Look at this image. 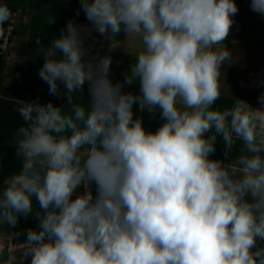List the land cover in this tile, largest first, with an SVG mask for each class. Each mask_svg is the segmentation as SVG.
Listing matches in <instances>:
<instances>
[{"label":"clouds","instance_id":"obj_1","mask_svg":"<svg viewBox=\"0 0 264 264\" xmlns=\"http://www.w3.org/2000/svg\"><path fill=\"white\" fill-rule=\"evenodd\" d=\"M80 5L90 27L68 20L38 71L67 105L18 101L20 168L0 178V225L31 216L38 227L0 251V264H264V94L260 107L216 106L229 93L235 0ZM250 8L264 17V0ZM11 17L0 2V37ZM93 31L109 53L138 40L122 82L110 78V54L85 46ZM135 84L138 93L125 91ZM134 105L163 123L146 130ZM217 146L230 162L210 158Z\"/></svg>","mask_w":264,"mask_h":264},{"label":"crops","instance_id":"obj_2","mask_svg":"<svg viewBox=\"0 0 264 264\" xmlns=\"http://www.w3.org/2000/svg\"><path fill=\"white\" fill-rule=\"evenodd\" d=\"M9 5L12 12L11 19L4 25L5 34L0 37V178L16 172L20 162L14 156L11 147L12 133L23 121L17 112L18 101L37 100L41 104L52 101L56 105H67L63 97L49 94L48 85L40 79L38 71L44 63L42 58L47 46L53 38L59 37L61 30L66 27L68 20H74L77 25L90 27L85 14L80 11V0H0ZM239 13L233 18L235 23L230 36L225 41L232 50L234 63L223 65L225 73L224 87L228 94H222L216 102L221 110L231 108L236 99L260 107L257 98L264 94V17L253 12L250 0H235ZM79 11V15L76 13ZM125 33L116 36L117 41L125 40ZM41 40V45L36 39ZM111 42L95 31L86 36L85 46L90 47V54L100 56L110 54L112 58L110 78L114 82H122L123 73L131 64L135 63L134 56L139 50V42L128 38L122 43L114 45L109 53ZM63 92V85H61ZM125 91L139 92L138 84L126 86ZM88 96V85L85 84L83 93ZM134 113L143 120L146 130L155 131L163 121L159 112L151 114L140 111L134 105ZM235 155V152L233 153ZM211 159H225L223 149L217 146ZM225 162H230L225 159ZM38 222L31 216L19 218L17 225L9 227L0 225V231L5 234L19 232L20 235L9 240L0 233V251L7 254L12 244H20L26 238V230L37 228ZM30 264V260L25 261Z\"/></svg>","mask_w":264,"mask_h":264}]
</instances>
